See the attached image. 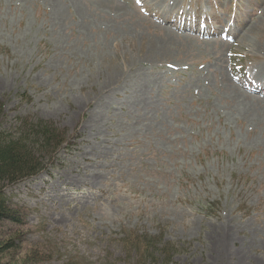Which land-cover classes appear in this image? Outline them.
Segmentation results:
<instances>
[{
	"label": "rangeland",
	"instance_id": "374dc122",
	"mask_svg": "<svg viewBox=\"0 0 264 264\" xmlns=\"http://www.w3.org/2000/svg\"><path fill=\"white\" fill-rule=\"evenodd\" d=\"M188 8L215 34L175 29ZM250 76L264 82V0H0V130L28 118L68 138L5 187L25 217L0 222V264H152L131 232L172 243L166 264H264Z\"/></svg>",
	"mask_w": 264,
	"mask_h": 264
},
{
	"label": "trees",
	"instance_id": "16d2710c",
	"mask_svg": "<svg viewBox=\"0 0 264 264\" xmlns=\"http://www.w3.org/2000/svg\"><path fill=\"white\" fill-rule=\"evenodd\" d=\"M1 106L2 103H0V110ZM67 140L65 130H60L47 121H29L28 118L19 119L18 126L12 132L6 133L0 130V222L9 221L13 224H21L25 217L17 209L23 210L22 207L14 208L9 204V199L5 195V187L18 184L48 170L58 150ZM12 243L13 240L9 239L1 245L4 249L14 248ZM159 243H162L160 234L147 235L143 238L131 232L123 239L125 246L133 247L140 254L141 263L146 261L158 264L160 261L159 264H166L171 261L170 251L175 250V247L172 243L164 242L159 249L157 247ZM33 251H31L32 254ZM38 255L41 258V255ZM45 259H47L46 256ZM40 262L33 258L34 264H41Z\"/></svg>",
	"mask_w": 264,
	"mask_h": 264
},
{
	"label": "bare ground",
	"instance_id": "6f19581e",
	"mask_svg": "<svg viewBox=\"0 0 264 264\" xmlns=\"http://www.w3.org/2000/svg\"><path fill=\"white\" fill-rule=\"evenodd\" d=\"M163 15V14H162ZM154 47H152L151 45H149V49H148V51H151L153 48H154V50H159V49H156L155 47H157V48H161V46H157V45H153ZM151 49V50H150ZM160 53H162V52H160ZM112 74V73H111ZM110 74V75H111ZM258 82H260L261 83V81H258ZM262 83H264V82H262ZM247 89V88H246ZM247 90H249V89H247ZM249 92H254V93H256L257 95H264L263 93H264V91L263 90H260V89H257V88H253L252 90H249Z\"/></svg>",
	"mask_w": 264,
	"mask_h": 264
}]
</instances>
